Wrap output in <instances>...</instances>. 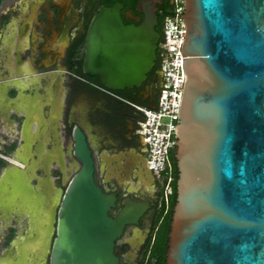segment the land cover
<instances>
[{"label":"water","instance_id":"1","mask_svg":"<svg viewBox=\"0 0 264 264\" xmlns=\"http://www.w3.org/2000/svg\"><path fill=\"white\" fill-rule=\"evenodd\" d=\"M163 1L139 0L138 26L123 24L120 4L100 9L86 34L84 73L109 90L139 86L156 59V11ZM178 16L185 21L181 54L187 58L165 262L264 264V0H185ZM27 77L12 74L7 84L20 85ZM25 144L11 157L0 149V205L11 198L7 206H14L18 187H30L27 173L35 176L32 156L18 155ZM71 154L80 167L63 192L54 188L59 198L44 235L48 264H117L114 242L125 226L138 223L146 205L125 199L112 211L116 195L95 184L93 160L78 128Z\"/></svg>","mask_w":264,"mask_h":264},{"label":"flooded vegetation","instance_id":"2","mask_svg":"<svg viewBox=\"0 0 264 264\" xmlns=\"http://www.w3.org/2000/svg\"><path fill=\"white\" fill-rule=\"evenodd\" d=\"M137 2L11 0L0 9V86L6 91L0 123L11 124L5 133L0 132L2 152L11 157L25 140L18 155L28 159L32 144L36 162L35 176L27 173L30 187H18L16 204L7 206L11 198L8 203L6 198L0 205V264L49 263L44 235L59 198L54 188L63 192L80 167L71 154L74 128L85 137L95 184L103 193L116 195L112 211L121 209L125 199L146 205L138 223L125 226L114 242L117 264H158L153 251L161 228L170 227L173 196L165 206L161 186L148 168L149 149L140 129L143 110L155 106L163 88L159 47L146 78L131 89L109 90L83 71L85 38L92 18L100 9L120 4L123 24L138 26L143 17L136 11ZM157 22L155 30L161 40L158 17ZM12 74L29 77L20 85H8L7 77ZM11 188H5L9 196ZM53 238L54 231L50 243Z\"/></svg>","mask_w":264,"mask_h":264},{"label":"built area","instance_id":"3","mask_svg":"<svg viewBox=\"0 0 264 264\" xmlns=\"http://www.w3.org/2000/svg\"><path fill=\"white\" fill-rule=\"evenodd\" d=\"M185 0H171L172 12L162 24L158 43L163 71V88L153 108L143 110L140 134L148 149V168L156 176L163 192L165 206L174 195L176 183L175 128L181 104L185 74L181 47L185 37V21L181 16Z\"/></svg>","mask_w":264,"mask_h":264},{"label":"trees","instance_id":"4","mask_svg":"<svg viewBox=\"0 0 264 264\" xmlns=\"http://www.w3.org/2000/svg\"><path fill=\"white\" fill-rule=\"evenodd\" d=\"M137 1L138 0H132L133 4H135ZM1 2L2 0H0V5ZM171 12H172V5L169 3V0H165L164 6L159 8V12L157 13L158 21L161 26L163 24L164 19L171 15ZM4 165H5V161L0 158V169L3 168ZM176 180H177V176H176ZM175 199H176V186L174 185V195L171 201L172 207L175 205ZM170 216H171V212L167 224H169L171 221ZM169 230H170L169 225L167 227L163 226L159 234L157 235L153 256L158 259V264H165L164 256L167 249V242H168L167 234L169 233Z\"/></svg>","mask_w":264,"mask_h":264},{"label":"crops","instance_id":"5","mask_svg":"<svg viewBox=\"0 0 264 264\" xmlns=\"http://www.w3.org/2000/svg\"><path fill=\"white\" fill-rule=\"evenodd\" d=\"M9 2H11V0H2L1 5H0V9H2L4 6H6ZM1 90H2V88L0 86V108H3V107H6V104H5L6 102H5V97H4L6 95V91L4 89V92H2ZM10 126H11V124H9V122H7V121L4 123H0V132L3 131L5 133V130H6L5 128L10 127ZM2 143H4V142H3V140L0 139V149L3 151ZM31 146H32V144H31ZM31 146L29 149V153H30L29 155L32 156Z\"/></svg>","mask_w":264,"mask_h":264},{"label":"rangeland","instance_id":"6","mask_svg":"<svg viewBox=\"0 0 264 264\" xmlns=\"http://www.w3.org/2000/svg\"><path fill=\"white\" fill-rule=\"evenodd\" d=\"M4 137H3V135L2 136H0V139L2 140ZM6 148H4V150H5ZM6 151H7V149H6ZM5 156V155H4ZM7 157V156H6ZM2 172V169H0V173ZM171 199V198H170ZM36 228H40V226H39V224H37L36 225Z\"/></svg>","mask_w":264,"mask_h":264},{"label":"bare ground","instance_id":"7","mask_svg":"<svg viewBox=\"0 0 264 264\" xmlns=\"http://www.w3.org/2000/svg\"><path fill=\"white\" fill-rule=\"evenodd\" d=\"M17 163V162H16ZM18 164V163H17Z\"/></svg>","mask_w":264,"mask_h":264}]
</instances>
